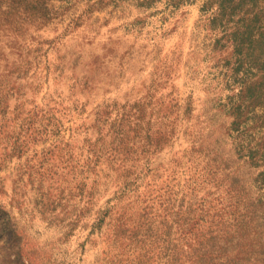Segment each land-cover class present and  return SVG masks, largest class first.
<instances>
[{
	"label": "rangeland",
	"instance_id": "obj_1",
	"mask_svg": "<svg viewBox=\"0 0 264 264\" xmlns=\"http://www.w3.org/2000/svg\"><path fill=\"white\" fill-rule=\"evenodd\" d=\"M261 137L264 0H0V264H167L164 214L257 204Z\"/></svg>",
	"mask_w": 264,
	"mask_h": 264
},
{
	"label": "trees",
	"instance_id": "obj_2",
	"mask_svg": "<svg viewBox=\"0 0 264 264\" xmlns=\"http://www.w3.org/2000/svg\"><path fill=\"white\" fill-rule=\"evenodd\" d=\"M220 10L223 11L225 4L220 3ZM241 129L238 128L237 131ZM264 137L245 147H239V153L247 151L245 157L254 167H262V171L255 179L259 191L257 204L247 206L240 200L242 194L238 192L235 184L229 189L225 197H229L227 202L222 199L223 195L211 199L208 192L204 197L192 202L190 209H195L193 219L183 224L181 222L183 208L177 210L174 216L164 214L162 222V256L167 259V264L180 263V255L187 258L188 264H242L244 261L256 264L264 262V251L259 245V238L264 235ZM210 178L216 175V171L208 172ZM199 186H197L198 188ZM203 191L206 189L201 187ZM197 191V190H196ZM163 197V196H162ZM194 200V199H193ZM192 200V201H193ZM217 202V204L215 203ZM183 207V205L181 204ZM168 208V207H167ZM162 214L166 208L162 205ZM193 212V211H192ZM173 217L171 222L177 225L175 231H169L166 221ZM262 219V220H261ZM256 222H258L256 224ZM256 224V225H255ZM258 233L254 238H248L247 228ZM200 229V234L193 238L195 229ZM247 240L249 244L244 245L248 248L249 257H244L238 263L229 257V248L236 244L241 247L242 241ZM251 258H253L251 260Z\"/></svg>",
	"mask_w": 264,
	"mask_h": 264
}]
</instances>
